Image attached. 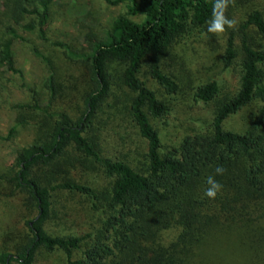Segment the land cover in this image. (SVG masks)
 I'll use <instances>...</instances> for the list:
<instances>
[{"label": "trees", "instance_id": "1", "mask_svg": "<svg viewBox=\"0 0 264 264\" xmlns=\"http://www.w3.org/2000/svg\"><path fill=\"white\" fill-rule=\"evenodd\" d=\"M103 1L123 3L125 12L112 19L105 37L84 55L93 88L83 99L82 111L76 119L57 113L46 130L14 156L8 179L26 194L35 214L24 222L23 240L12 251H0V264H34L42 249L60 250L64 264H264V46H253L242 36L238 88L217 105L208 133L185 136L175 147L162 149L149 117L162 115L166 106L138 79V72L145 65L151 78L166 91H174L176 84L161 71L160 62L188 25L201 26L211 18L213 0ZM51 2L22 0L0 12V66L20 72L11 54L19 34L10 21L30 16L21 29L34 30L46 39ZM246 25L264 37V18L258 10L246 14ZM234 57L229 35L223 67L230 66ZM114 61L122 63V84L133 93L128 112L145 141L143 170L101 156L88 133L108 92V68ZM216 92L217 83L210 80L195 88L194 97L206 102ZM253 100L259 107L245 131L223 127L229 115ZM15 126L8 129L7 137ZM69 149L110 177L105 192L69 178L52 184L40 181L35 169H53L68 158ZM217 167L224 169L222 175H216ZM210 175L222 185L215 199L204 195ZM56 190L77 191L95 201L99 217L94 231L52 235L45 230ZM170 225L180 230L174 240L160 245L159 233Z\"/></svg>", "mask_w": 264, "mask_h": 264}, {"label": "rangeland", "instance_id": "2", "mask_svg": "<svg viewBox=\"0 0 264 264\" xmlns=\"http://www.w3.org/2000/svg\"><path fill=\"white\" fill-rule=\"evenodd\" d=\"M22 0H0V12L10 3ZM256 9L264 18V0H234L226 15L238 21L235 29L223 34L207 32V22L188 25L186 31L170 45L160 62L161 71L173 79L174 91H166L151 78L145 65L138 79L166 106L157 117H149L162 149L175 147L185 136L208 133L214 110L221 100L238 88L240 39L244 36L256 47L264 46V37L251 25L244 26L246 14ZM125 12L123 3L110 5L103 0H52L49 6L46 39L36 31L22 30L20 24L30 16L10 21L19 38L12 42L11 54L19 73L0 66V251H12L27 233L24 222L35 214L26 194L9 181L16 152L32 143L46 130L59 112L76 119L83 109V99L93 88L88 62L84 58L92 44L106 35L112 19ZM137 19V16H129ZM232 36L235 57L228 67L222 65L226 38ZM122 63L108 68V92L101 100L88 133L93 135L99 154L121 160L137 170L145 167V141L133 124L128 105L133 93L121 81ZM51 73L52 79L48 81ZM214 80L217 92L204 102L194 97L197 86ZM253 100L229 115L223 122L227 130L245 131L258 110ZM14 131L7 137L12 125ZM68 158L52 168L39 167L35 174L42 183L52 184L69 178L93 188L98 193L108 189L110 177L80 153L69 149ZM51 212L44 228L52 235H81L94 231L98 211L91 197L73 190H56L51 196ZM95 202V201H94ZM99 202V201H98ZM180 227L161 229L158 242L167 245ZM77 254V252H76ZM16 264V263H12ZM34 264H64L60 250H40Z\"/></svg>", "mask_w": 264, "mask_h": 264}, {"label": "clouds", "instance_id": "3", "mask_svg": "<svg viewBox=\"0 0 264 264\" xmlns=\"http://www.w3.org/2000/svg\"><path fill=\"white\" fill-rule=\"evenodd\" d=\"M233 3L234 0H213L211 18L207 21L208 33L219 35L223 34L226 29H235L237 27L238 21L226 15L227 9ZM223 172L224 169L222 167L215 169L216 175H222ZM206 185L204 195L210 199H215L222 185L211 175L206 178Z\"/></svg>", "mask_w": 264, "mask_h": 264}]
</instances>
